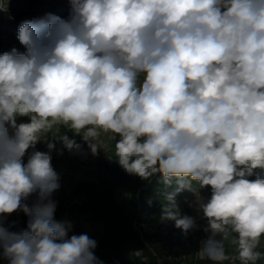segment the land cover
Returning <instances> with one entry per match:
<instances>
[{"label":"clouds","instance_id":"1","mask_svg":"<svg viewBox=\"0 0 264 264\" xmlns=\"http://www.w3.org/2000/svg\"><path fill=\"white\" fill-rule=\"evenodd\" d=\"M69 2L67 18L22 22L25 52L0 54V259L102 264L94 239L69 236L71 225L55 219L60 183L46 134L64 126L93 155L102 135L115 140L128 174H159L166 187L175 180L162 218L185 234L196 224L176 210L175 195L195 191L193 181L210 186L207 201L198 198L208 234L200 257L256 264L264 258V0ZM57 139L81 150L66 134ZM40 142L47 152L35 150ZM18 211L27 228L11 231L4 216Z\"/></svg>","mask_w":264,"mask_h":264},{"label":"rangeland","instance_id":"2","mask_svg":"<svg viewBox=\"0 0 264 264\" xmlns=\"http://www.w3.org/2000/svg\"><path fill=\"white\" fill-rule=\"evenodd\" d=\"M70 9L69 0H0V54L12 48L21 53L26 51L18 40L22 22L48 14L67 18ZM28 121V117L17 118V123ZM65 134L81 145L80 151H69L57 139ZM46 136L55 144L51 164L60 183L52 195L57 203L55 219L71 225L69 236L87 234L94 239L97 242L94 254L102 264H213L199 255L208 234L203 230L207 220L198 209V198L207 201L210 186L200 188L193 181L195 191L182 190L175 195L176 210L181 216L192 217L196 224L185 234L174 220L162 218L164 207L170 206L164 194L175 190V180L171 187H166L159 174L147 180L128 174L113 154L115 140L108 136H101L102 148L96 155L82 140V134L67 127L59 126L58 133L53 131ZM35 150L48 151L44 142L37 143ZM27 159L26 154L25 164ZM257 172L264 178V170ZM33 200L35 196L27 202L31 204ZM27 220L18 211L4 216V226L11 231L26 230ZM257 250L264 252V245ZM226 251L235 255L231 244H226ZM0 264L7 261L0 259ZM256 264H264V258Z\"/></svg>","mask_w":264,"mask_h":264},{"label":"trees","instance_id":"3","mask_svg":"<svg viewBox=\"0 0 264 264\" xmlns=\"http://www.w3.org/2000/svg\"><path fill=\"white\" fill-rule=\"evenodd\" d=\"M123 230L125 231V230H127V228L125 227ZM133 238H134V237H133ZM133 238H132V239H129L128 241H129V242L132 241Z\"/></svg>","mask_w":264,"mask_h":264}]
</instances>
